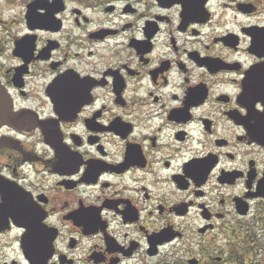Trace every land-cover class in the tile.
Returning <instances> with one entry per match:
<instances>
[{"label": "flooded vegetation", "instance_id": "af4514ba", "mask_svg": "<svg viewBox=\"0 0 264 264\" xmlns=\"http://www.w3.org/2000/svg\"><path fill=\"white\" fill-rule=\"evenodd\" d=\"M0 264H264V0H0Z\"/></svg>", "mask_w": 264, "mask_h": 264}, {"label": "water", "instance_id": "95a60500", "mask_svg": "<svg viewBox=\"0 0 264 264\" xmlns=\"http://www.w3.org/2000/svg\"><path fill=\"white\" fill-rule=\"evenodd\" d=\"M3 102H5V99H4V96L2 95L1 91H0V104H2ZM1 107V106H0ZM10 118V115L8 114H3L1 111H0V123L6 119V121H8V119Z\"/></svg>", "mask_w": 264, "mask_h": 264}]
</instances>
